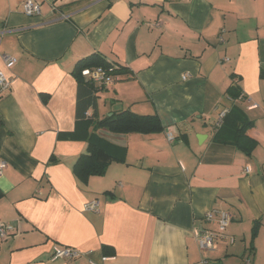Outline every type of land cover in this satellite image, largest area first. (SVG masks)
<instances>
[{"label": "crops", "instance_id": "1", "mask_svg": "<svg viewBox=\"0 0 264 264\" xmlns=\"http://www.w3.org/2000/svg\"><path fill=\"white\" fill-rule=\"evenodd\" d=\"M24 1L0 0L11 80L0 88V223L13 229L0 264H264V0H34L35 15ZM95 52L122 66L97 94L98 118L156 113L165 129L103 130L125 160L83 183L73 168L95 129L77 127L71 71ZM234 81L255 123L250 155L214 140ZM95 198L100 211H85ZM213 209L233 218L204 253L193 230L218 229L204 218ZM56 246L90 254L53 261Z\"/></svg>", "mask_w": 264, "mask_h": 264}, {"label": "trees", "instance_id": "2", "mask_svg": "<svg viewBox=\"0 0 264 264\" xmlns=\"http://www.w3.org/2000/svg\"><path fill=\"white\" fill-rule=\"evenodd\" d=\"M102 68L115 75L122 66L109 60L104 54L95 52L78 59L71 71L77 81V98L75 116L78 126H84L85 131L94 125L95 131L88 136L87 152L83 153L74 164L73 172L83 183H88L92 176H102L107 172L113 160H125L126 147L119 146L102 133L106 130L114 134H155L164 131L165 127L158 114H142L131 109L115 111L110 116L98 118L97 94L106 85L98 83L83 74L85 69ZM234 78V75L231 74ZM227 94L233 104L226 111L220 125L215 124L214 140L223 144H231L250 155L258 145L249 131L254 127L244 108L237 101L245 98L243 90L237 81L227 89ZM245 100V99H244ZM93 113L90 114V110ZM78 130V129H77ZM77 131L75 130L74 133ZM73 132L65 133L72 136ZM3 193L0 191V198ZM257 227L255 226L254 234ZM105 255L113 254L111 246L103 247Z\"/></svg>", "mask_w": 264, "mask_h": 264}, {"label": "built area", "instance_id": "3", "mask_svg": "<svg viewBox=\"0 0 264 264\" xmlns=\"http://www.w3.org/2000/svg\"><path fill=\"white\" fill-rule=\"evenodd\" d=\"M22 8L25 14L27 15H35L39 14L41 12V5L34 1V0H25L22 3ZM4 61L7 65V67H12L16 62L17 58L13 55L5 54L3 56ZM83 74L93 79L94 81L109 85L112 84L117 77L115 75L108 73L102 68H95L93 70L91 69H85L83 71ZM183 78H186V75H183ZM11 85V80L5 76V74L0 70V88L1 89H7ZM256 106L251 105V108H254ZM226 111H222L219 114V119L217 124L220 125L222 118L225 116ZM169 140H174V137L169 136ZM7 166V162L3 159H0V177L3 174L4 169ZM247 172H250V168H246ZM101 208V200L99 198H95L93 200H90L86 202L83 205V209L85 211H94L99 212ZM204 218L207 221H216L218 224V229L216 231L210 230V229H198L195 228L193 230L194 237L196 239V242L200 248V250L204 253L213 251L215 249V240L220 236L223 235L228 226L230 225L232 221V214L227 210L222 209H213L205 213ZM13 232V229L10 225L5 223H0V238H7L10 236ZM90 253L87 251H82L76 248L68 247V246H56L54 248L53 254L51 256V259L53 261L58 259H66V260H73L77 258H81L84 256H88ZM91 264H94L93 261H91ZM198 264H214V262L207 256H204L200 259ZM246 264H250L249 261L246 262Z\"/></svg>", "mask_w": 264, "mask_h": 264}]
</instances>
